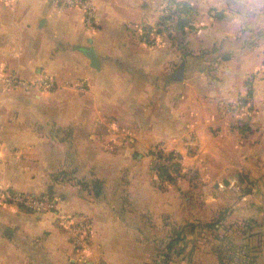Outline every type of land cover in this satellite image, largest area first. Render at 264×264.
<instances>
[{"label":"crops","instance_id":"crops-1","mask_svg":"<svg viewBox=\"0 0 264 264\" xmlns=\"http://www.w3.org/2000/svg\"><path fill=\"white\" fill-rule=\"evenodd\" d=\"M91 1L88 27L79 8L0 0V264H140L149 220L230 206L228 220H249L250 264H264V0ZM168 2L193 6L192 27L156 37ZM10 73L31 87L3 89ZM158 146L186 176L169 191L153 182ZM8 189L94 218L89 245L56 212L4 203ZM206 249L205 264H222Z\"/></svg>","mask_w":264,"mask_h":264},{"label":"built area","instance_id":"built-area-1","mask_svg":"<svg viewBox=\"0 0 264 264\" xmlns=\"http://www.w3.org/2000/svg\"><path fill=\"white\" fill-rule=\"evenodd\" d=\"M59 12H64L69 8H79L84 12V22L88 27H92L95 19L96 7L91 0H48ZM179 4L177 2H168L165 5L163 16L155 26V36H161L169 30L177 28L180 20ZM5 89H16L24 86H30L31 83L15 73H10L4 77ZM44 88L53 87L51 79H45L40 83ZM153 163H161L169 166L172 172L180 168L182 162L178 154L169 156L161 148L153 154ZM3 201L6 204L22 207L35 212L53 211L61 219L62 224L70 231L72 242L77 248H84L89 245L94 234V219L86 214L67 216L57 211L55 200L48 195H37L17 190L8 189L2 194Z\"/></svg>","mask_w":264,"mask_h":264},{"label":"rangeland","instance_id":"rangeland-1","mask_svg":"<svg viewBox=\"0 0 264 264\" xmlns=\"http://www.w3.org/2000/svg\"><path fill=\"white\" fill-rule=\"evenodd\" d=\"M168 32H172V31L169 30ZM3 89H5L4 81H3ZM246 98L247 99H245V97L241 98L237 103L234 102L233 105H231V108L235 113L240 114L242 110L246 111V107L251 101L249 96H247ZM159 148H161L167 154L174 152L178 154L181 159V156L177 151H167L162 146H158L157 148H155V150L154 149L152 150L156 151L159 150ZM183 172L184 171L182 166L178 179L182 177H186L183 175ZM153 182L155 183L154 185L157 187V189L160 191L171 190L172 187L171 184H173L171 182L164 181L159 177ZM197 196L202 198L203 196H205V193L200 192L197 194ZM157 203L164 204L167 202L161 200L158 201ZM231 208L232 206L227 208L225 207L226 209L225 212L226 213L229 212ZM164 212L165 213L158 216L159 219H157V221L156 220L148 221V228H147L148 235L146 240L142 239L141 249L145 248L148 251L149 256L147 257V261H144V258H142L141 260L142 262L140 264H205L208 259L206 248H209V246L212 245L213 249H215V246L220 242L219 239L216 237V234L220 235L227 233L229 234V236L233 237L236 242L241 241L242 233L240 232V228L238 227V222H233L231 220H228L227 218L228 214H226L223 226L217 228H204L202 226H198L191 232L187 233V237L184 240L176 243L175 249L173 251H168L166 246L168 242L171 240L172 231L180 224L193 222V221H185V222L177 223L175 222V220L174 221L171 220V214H169L168 212L166 213V211ZM238 214L241 215L242 213H238ZM154 215H155L154 213H147L145 214V217L147 216L154 217ZM214 218L215 217H213V219ZM225 226L229 227L227 228L228 229L227 232ZM135 234L138 233L135 231ZM168 254H170L169 257H167ZM230 264H235V263L230 262Z\"/></svg>","mask_w":264,"mask_h":264},{"label":"trees","instance_id":"trees-1","mask_svg":"<svg viewBox=\"0 0 264 264\" xmlns=\"http://www.w3.org/2000/svg\"><path fill=\"white\" fill-rule=\"evenodd\" d=\"M179 4L180 11V20L178 23V29L184 30L186 28L192 27V22L194 19L193 6H191L188 2H177ZM154 150L151 151L154 154ZM173 152L169 154L171 156ZM152 169L156 173L157 177L161 178L164 181L175 183L178 180L180 168L175 170L176 172H172L169 166L161 163H153ZM226 212L222 211L219 215H217L213 220L207 222H187L184 224H178L171 235V240L168 242L166 248L168 251H173L175 249L176 243L184 240L187 237V233L191 232L198 226H202L204 228H217L223 226L225 221ZM238 227L240 228V232L242 233V240L236 242L233 237L229 236V234H216V237L219 239V243L215 246V250L218 254V257L222 264H250L253 262L255 256L252 255L253 248L243 242V237L246 235L249 228V220H245L241 223H238ZM227 226H225L227 232ZM170 254L167 255L169 257Z\"/></svg>","mask_w":264,"mask_h":264},{"label":"water","instance_id":"water-1","mask_svg":"<svg viewBox=\"0 0 264 264\" xmlns=\"http://www.w3.org/2000/svg\"><path fill=\"white\" fill-rule=\"evenodd\" d=\"M95 186L97 188V193H99V189H100L101 185L99 183H96Z\"/></svg>","mask_w":264,"mask_h":264}]
</instances>
